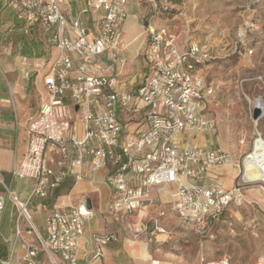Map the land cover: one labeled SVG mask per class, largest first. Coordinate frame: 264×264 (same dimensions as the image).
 I'll return each instance as SVG.
<instances>
[{
    "label": "built area",
    "instance_id": "built-area-1",
    "mask_svg": "<svg viewBox=\"0 0 264 264\" xmlns=\"http://www.w3.org/2000/svg\"><path fill=\"white\" fill-rule=\"evenodd\" d=\"M82 1L86 6L80 14L92 15L95 31L66 13L68 0H0V33L5 31L3 15L8 10L25 35L41 26L58 52L52 61L21 58L23 77L42 76L46 91L42 106L29 120L26 153L12 171L15 179L34 181L33 191L27 203L9 192L19 219L28 225L27 232L18 226L16 233L25 249L22 262L43 264L37 257L44 252L50 264H78L86 224L96 216L88 199L70 211L40 203L47 213L45 236L38 233L28 208L35 200L48 199L68 178L92 184L102 171L106 174L101 184L111 190L109 212L134 240L170 234L166 210L137 221L139 211L159 202L154 193L168 187L175 190L169 205L177 225L195 231L201 241L212 239L216 223L246 201L247 190L264 188V134L259 130L264 109L261 118L253 120V149L242 162L220 148L184 146L182 136L187 133L192 137L217 132L211 114L216 89L203 73L215 59L210 49L194 43L183 47L167 27L148 26L143 74L139 81L123 80L128 61L122 56L121 27L132 0ZM13 51L0 44V52ZM115 68L118 72L113 75ZM4 77L0 71V80ZM77 119L82 135L75 128ZM249 163L259 178L247 177ZM228 165L239 171L230 189L217 179L218 170ZM0 185H4L1 176ZM4 208L5 196L0 193V214ZM94 241L97 259L120 238L107 232L95 235ZM201 264L232 261L228 256L219 261L203 257ZM257 264H264V253Z\"/></svg>",
    "mask_w": 264,
    "mask_h": 264
},
{
    "label": "crops",
    "instance_id": "crops-1",
    "mask_svg": "<svg viewBox=\"0 0 264 264\" xmlns=\"http://www.w3.org/2000/svg\"><path fill=\"white\" fill-rule=\"evenodd\" d=\"M85 6L86 3L82 0H68V5L65 7L66 13L69 16L80 18L87 28L95 31L96 22L92 15L80 14ZM145 10L144 6L141 7L140 4L133 0L129 5L128 17L124 20L121 27L122 56L128 61L127 67H129L126 72L124 71L123 80L132 81V79H135L139 81L145 69V53L148 39L145 27L141 23V18L149 13V11ZM9 12L7 10L5 14ZM156 23L154 22L155 25ZM16 27L17 25L11 28L8 24V28H5L4 32H13ZM33 31L34 35L25 39V48H21L20 52L23 56L21 55L19 59L11 58L10 55L0 52V71L5 75L0 80V176L4 181V185H0V193L5 196V208L3 213L0 214V264L1 261H10L11 264H24L22 258L25 254V249L17 239L16 233L18 226H20L23 233L27 232L28 225L24 219H19V210L9 192L17 201L27 203L33 191L34 181L15 179L12 171L21 162L26 153L29 120L39 111L46 97L42 76H37V73H34L30 80L23 77L21 58L29 57L42 61H52L57 52L56 48L48 42V35L41 26H36ZM0 40V44L5 42L1 33ZM35 41L36 43L41 42L42 45L39 44L35 48ZM46 43L52 46L54 51L52 57L48 55V58L46 57ZM181 46H183V43H181ZM208 47L210 46L208 45ZM117 70L115 68L111 74L115 75L118 72ZM39 87L44 93L42 92L41 102L38 104L34 93L35 89ZM67 101L70 102V100ZM75 128L78 135L83 134L82 124L79 119L76 121ZM182 141L184 146L204 149L216 148L217 144L215 133H199L192 137L187 133L182 136ZM217 173L218 182L226 189H230L234 186L239 171L233 165H228L220 168ZM105 174L104 171L96 174L92 184L87 180L76 182L74 178H68L62 187L54 194H51L48 199H38L29 205L28 209L38 233L41 236L46 235L45 221L47 213L39 208L38 205L40 203L47 204L51 209L60 208L62 211H70L83 198H87L91 202L96 216L86 224L84 238L79 244L78 264H184L183 261L186 260L183 259L184 256L181 253L178 254L166 250L164 247L156 248V250L151 248L153 244L162 245L170 239L171 231L174 228L171 219H175V217L170 212L171 206L169 203L175 197L174 188L168 187L167 191H156L154 197L158 198L159 202L154 206L139 211L137 217V221L140 223V221H144L152 215H157L161 210H166L169 218L167 229L170 234L158 235L154 238L143 235L140 239L134 240L131 232L126 230L124 226L117 224L109 212L111 190L101 184ZM88 178H93V176L88 174ZM167 192L170 193L167 194ZM232 213V209L229 210L216 223L212 239L200 242L201 247L198 257L201 258L197 264H201L203 257H227V255L219 256L218 252L225 253L220 239L226 230H230L228 227H232L230 226L234 216ZM231 231L234 232V230ZM107 232L118 235L120 241L111 243L103 250L102 257L94 259L96 251L94 236ZM262 248L263 246L258 248V251L263 254L264 249L262 250ZM37 260L43 264H50L49 257L44 252L38 254Z\"/></svg>",
    "mask_w": 264,
    "mask_h": 264
},
{
    "label": "rangeland",
    "instance_id": "rangeland-1",
    "mask_svg": "<svg viewBox=\"0 0 264 264\" xmlns=\"http://www.w3.org/2000/svg\"><path fill=\"white\" fill-rule=\"evenodd\" d=\"M134 1L149 11L141 18L145 29L148 26L167 27L177 36L179 45L183 43V47H188L194 43L210 49L215 59L203 73L216 89V101L211 107L218 127L216 148L230 153L235 162H242L252 151L255 139L251 112L255 104L250 99L264 101V0ZM3 20L5 28L8 24L17 25L13 32L6 31L1 36L6 42L2 44L10 47L13 44L10 57L19 59L25 39L34 35V31L25 35L12 12L4 14ZM34 43L35 48L42 45L41 42ZM46 44V57H52V46ZM244 47L252 49L253 54L246 52ZM42 92L40 87L35 89L38 104ZM259 130L264 134V119L259 123ZM245 196L243 204L232 208V227H228L230 230H226L220 239L225 253L220 251L218 254L230 256L232 264H257L262 255L258 248L263 246L264 249V188L249 189ZM171 222L174 228L170 239L162 245H151L152 250L164 247L181 253L186 260L184 264L200 262V237L195 231L179 227L176 219ZM206 258L219 260L223 257Z\"/></svg>",
    "mask_w": 264,
    "mask_h": 264
},
{
    "label": "bare ground",
    "instance_id": "bare-ground-1",
    "mask_svg": "<svg viewBox=\"0 0 264 264\" xmlns=\"http://www.w3.org/2000/svg\"><path fill=\"white\" fill-rule=\"evenodd\" d=\"M255 101V103H254ZM250 102L255 104V105H258L259 107L263 108V101L262 99H256V100H251L250 99ZM246 172H247V177L250 178V179H257L259 178V173L256 169V167L253 165V164H248L247 167H246Z\"/></svg>",
    "mask_w": 264,
    "mask_h": 264
},
{
    "label": "water",
    "instance_id": "water-1",
    "mask_svg": "<svg viewBox=\"0 0 264 264\" xmlns=\"http://www.w3.org/2000/svg\"><path fill=\"white\" fill-rule=\"evenodd\" d=\"M263 114V110L258 105H255L253 108L252 118L254 121H258ZM89 207L91 208V202L88 201Z\"/></svg>",
    "mask_w": 264,
    "mask_h": 264
}]
</instances>
